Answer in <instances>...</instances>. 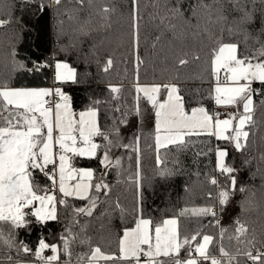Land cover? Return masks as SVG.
I'll use <instances>...</instances> for the list:
<instances>
[{"label":"snow or ice","instance_id":"6c2138e0","mask_svg":"<svg viewBox=\"0 0 264 264\" xmlns=\"http://www.w3.org/2000/svg\"><path fill=\"white\" fill-rule=\"evenodd\" d=\"M50 4L56 9L71 5L65 6L62 13L58 11V15L74 24L81 36H90L93 31L107 33L113 27L112 14L116 10L107 4L98 10L94 8L95 0H50ZM132 4L129 16L135 90L143 93L154 109L153 140L158 175L164 178L173 174V169L167 166L168 151L188 147L193 136L215 137L232 145L237 152L247 149L258 123L254 96L261 94L253 84L264 85V0H196L190 5L191 18H185L179 7H165L163 13L158 11L153 17L158 21L159 33L153 38L151 48L167 64L169 56L163 53L167 42V52L174 57L173 80L180 78L181 69L201 63L200 46L206 48L207 59L203 63L211 82L208 97L217 107L235 109L224 113V118H221V112L210 111L200 101L186 107L177 83L139 84L140 68L145 63L140 55V0H132ZM39 7L43 10L44 3L41 2ZM85 9H90L89 16L81 20L79 12ZM257 14L261 26L254 33L250 28ZM93 16L99 20L94 22ZM175 21H183V26L178 28ZM10 22L0 19V27ZM58 23L62 25L65 21ZM189 37L195 48L187 43ZM15 55L13 50L15 68H25L15 61ZM113 63L112 56H108L103 72L107 73ZM49 66L34 65L35 70ZM54 73L57 83L76 80V70L67 62L56 61ZM197 78L204 79L203 75ZM109 90L119 93L121 89L110 84ZM162 91L164 98H161ZM136 99H140L139 95ZM99 103V100L93 101L92 106L77 112L71 105V97L60 87H14L7 81H0V245L7 249L0 256V264H100L101 261L106 264H240L239 256L246 257L252 264H264V251L256 247L254 236L249 238L253 231L251 226L239 219L231 234L225 228H220L217 236L204 234L201 230L191 235L181 232L180 217L189 215L210 216L219 226L217 209L224 213L231 193L247 191L243 187L237 189L236 178L232 175L237 170L225 162L227 149H215L217 170L229 177L226 185H221L215 177L209 178V183L218 189L215 197L208 194L215 203L191 209L186 207L178 214L154 223L151 217L144 215L142 208L139 137L136 138L137 147L133 149L137 153L136 171L125 177V182L134 184L137 189L132 226L122 229L117 252H106L98 244L93 245L87 235L91 219L110 215L105 209L100 216H95L100 204L106 203L112 192V185L105 180L107 171L110 168L117 170V183L121 182L119 177L124 171L122 158L110 156V153L115 147H128L120 143L118 129H101L99 109L95 106ZM261 104L264 105V101ZM136 114L140 115L138 108ZM97 137L104 143H98ZM98 154L102 155L100 163L104 169L99 175L93 168L74 164L77 158L95 159ZM128 159L131 161L130 156ZM35 173L41 174L48 183L41 185ZM70 200L85 203L76 207L69 203ZM58 205L71 207L73 217L71 226H66L59 236L60 243H48L41 238L38 246L32 249L24 241H18L19 230L27 228L33 220L38 224L56 221ZM114 206L123 219L125 210L118 199ZM82 218H87L83 224ZM225 238L229 242L235 241V251L225 246ZM214 243L215 253L211 251ZM81 246H86L87 251H78ZM46 251L51 255H45ZM20 254L31 255L34 259H18Z\"/></svg>","mask_w":264,"mask_h":264},{"label":"trees","instance_id":"16d2710c","mask_svg":"<svg viewBox=\"0 0 264 264\" xmlns=\"http://www.w3.org/2000/svg\"><path fill=\"white\" fill-rule=\"evenodd\" d=\"M41 2L45 5L43 10L39 7ZM195 2L196 0H140L142 17L140 55L145 63L140 68L139 84L177 83L185 98L186 107L195 106L196 102L200 101L210 111H219L221 107H216L214 101L208 97L211 82L205 71L206 64L203 63L207 59V50L204 46H200L202 62L181 69L178 80L172 79L175 74L174 57L167 52V42L165 41L163 49V53L169 56L167 64L162 62L161 57L151 48L153 38L159 33L158 21L153 19L154 15L158 11L163 13L165 7H179L185 18H191L190 5ZM104 4L116 10L112 14V29L107 33L93 31L90 36L85 37L76 32L75 25L69 23L66 17L58 15V11L62 13L65 6L71 5H61L56 9L51 6L50 0H34L31 3H26L24 0H0V19L11 21L0 27V81H7L14 87H51L54 84L71 97V105L77 112L92 106L93 101L99 100L101 103L95 106L99 109L98 121L101 129L105 131L118 129L120 143L128 145V147H115L110 153V156L122 158L124 171L119 177L120 183H117L115 168L107 171L105 180L112 185V192L107 202L100 204L95 216H100L105 209L110 215L101 219H91L87 235L91 237L92 244H98L106 252H117L122 229L132 226L134 209L137 206V189L134 184L125 182V177L129 172L136 171L137 153L133 149L137 147L136 138L139 137L142 208L146 217H151L155 223L162 218L178 214L186 207L191 209L215 203L208 194L211 193L212 197H215L218 189L209 183V178L215 177L221 185L228 183V175L217 170L215 153L217 147L226 148L228 155L225 162L237 170L232 173L237 181V189L243 187L247 191L236 190L231 193L224 213H219L217 209L219 226L215 225L210 216L189 215L180 217L181 232L191 235L201 230L204 234L217 236L219 229L225 228L228 234H231L236 226L235 221L239 219L251 226L253 231L249 234V238L254 236L256 247L264 251V159H261L264 156V105L261 104V101H264V85L258 83L253 85L254 88L260 89L261 94L254 96L258 123L257 128L253 130L254 134L250 136L247 149L237 152L226 141L217 140L215 137L193 136L188 147L179 151L174 148L168 151L167 166L173 169V174L160 177L153 140L154 109L144 95L135 90L129 16L133 7L132 0H95V10ZM259 7L257 5V8ZM89 11L90 9L80 11V19H87ZM59 20H64L65 23L61 25L58 23ZM93 20L98 21L99 17L93 16ZM175 22L178 28L183 26V21ZM96 26L94 23L93 27ZM260 26L259 14H257L250 31L258 32ZM187 43L196 47L190 37ZM249 43L251 44V41ZM13 50L16 53L15 61L22 63L25 68H15ZM108 56H112L114 63L105 73L102 68ZM56 61L67 62L76 70L75 82L55 84ZM37 63L50 66L35 70L34 65ZM26 69L33 71L29 72ZM199 75H203L204 79L197 78ZM110 84L120 86V92H110ZM137 95L140 97L139 100L136 99ZM164 95L162 91L161 98H164ZM137 108L140 115L136 114ZM113 138L115 139V136ZM97 142L104 143L100 137H97ZM129 156L131 161L128 159ZM101 159L102 155L98 154L95 159L77 158L74 164L76 167L93 168L99 175L104 171L100 163ZM174 161L179 163L174 164ZM35 178L41 185L48 183L39 173H35ZM117 199L125 210L123 219L120 211L114 206ZM69 203L79 207L85 202L70 200ZM72 218L71 207L58 205L56 221L38 224L33 220L27 228L19 230L17 239L24 241L32 249L38 246L41 238L48 243H60L59 236L66 226H71ZM86 219L82 218L81 223H85ZM210 221L213 222L210 224ZM101 224L104 225L103 228L100 227ZM5 230H7L6 226ZM73 231H75L74 227ZM224 243L230 250L235 251V241L229 242L225 238ZM6 251L7 249L0 245V256ZM78 251H87V248L81 246ZM211 251L216 252L215 243ZM48 252L46 251L45 255ZM17 258L25 261L34 259L31 255L24 254H20ZM237 259L240 264H252L244 256H239Z\"/></svg>","mask_w":264,"mask_h":264},{"label":"built area","instance_id":"2783aa9c","mask_svg":"<svg viewBox=\"0 0 264 264\" xmlns=\"http://www.w3.org/2000/svg\"><path fill=\"white\" fill-rule=\"evenodd\" d=\"M219 111H221L222 113H227L234 110L230 108H219ZM46 255H51V252L49 251Z\"/></svg>","mask_w":264,"mask_h":264},{"label":"crops","instance_id":"0c3cea01","mask_svg":"<svg viewBox=\"0 0 264 264\" xmlns=\"http://www.w3.org/2000/svg\"><path fill=\"white\" fill-rule=\"evenodd\" d=\"M55 75V73H54ZM55 81V80H54ZM70 82V81H69ZM55 84H60V83H57L55 82ZM140 85H149V84H140ZM48 88H56V85H51V87H48ZM143 95V93H141ZM217 107V106H216ZM235 111V109H233ZM221 118H224V116H221ZM57 211H58V206H57ZM103 261H101L100 263H102Z\"/></svg>","mask_w":264,"mask_h":264},{"label":"rangeland","instance_id":"374dc122","mask_svg":"<svg viewBox=\"0 0 264 264\" xmlns=\"http://www.w3.org/2000/svg\"><path fill=\"white\" fill-rule=\"evenodd\" d=\"M255 84H257V83H255ZM255 84H253V85H255ZM182 255H184V253L182 252Z\"/></svg>","mask_w":264,"mask_h":264}]
</instances>
